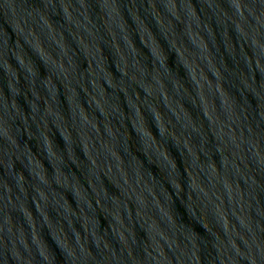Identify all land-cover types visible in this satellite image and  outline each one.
<instances>
[{"label": "water", "instance_id": "95a60500", "mask_svg": "<svg viewBox=\"0 0 264 264\" xmlns=\"http://www.w3.org/2000/svg\"><path fill=\"white\" fill-rule=\"evenodd\" d=\"M0 264H264V0H0Z\"/></svg>", "mask_w": 264, "mask_h": 264}]
</instances>
